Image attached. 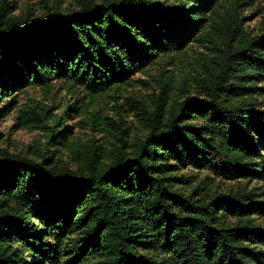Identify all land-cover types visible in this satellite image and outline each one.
<instances>
[{
  "label": "trees",
  "instance_id": "16d2710c",
  "mask_svg": "<svg viewBox=\"0 0 264 264\" xmlns=\"http://www.w3.org/2000/svg\"><path fill=\"white\" fill-rule=\"evenodd\" d=\"M72 1L39 18L0 1L2 115L30 87L96 96L174 68L142 106L146 135L129 146L120 118L110 154L83 151L39 102L17 110L47 146L35 160L0 148V264H264V32L244 27L258 0ZM55 139L70 164L49 156Z\"/></svg>",
  "mask_w": 264,
  "mask_h": 264
},
{
  "label": "rangeland",
  "instance_id": "374dc122",
  "mask_svg": "<svg viewBox=\"0 0 264 264\" xmlns=\"http://www.w3.org/2000/svg\"><path fill=\"white\" fill-rule=\"evenodd\" d=\"M7 3L16 8L12 13L13 16L30 15L32 18L42 17L51 11L66 12L75 5L72 0H7ZM244 16L247 18L244 27L250 35L255 36L264 32V0H258L254 6L248 8ZM190 53L192 55L193 51ZM173 68L166 66L165 62L159 63L148 68L145 73L137 74L129 85L96 96L64 82H53L48 89L30 87L18 96L16 109L2 115L3 105H0V134L3 136L0 140V148L26 155L34 160L42 155L47 146L46 133L20 127L16 120L17 110L31 102H39L49 107L51 115L61 120L58 130L69 128V139L74 140L81 148L89 146L93 140H96V145L105 148L109 154L119 145L120 132L117 124L122 118V127L127 131L126 139L131 146L137 137L144 136L148 132L145 117L142 115V106L153 108L152 94L159 93V82H167ZM185 72L186 70L177 73L174 71L173 75ZM182 83V78H179L173 98L182 95ZM188 89L191 92L189 81ZM100 124L111 133L102 129ZM56 141L57 139L49 146V156L53 158L54 163L63 166L70 164L69 155L64 148L55 145ZM84 149L82 148L83 151ZM130 150L129 147L127 151ZM183 173L190 175L195 174V171L185 170ZM207 176L214 180L211 185L213 190L227 192L233 185L207 172L199 174L200 179ZM181 188L186 190L188 186L181 185Z\"/></svg>",
  "mask_w": 264,
  "mask_h": 264
}]
</instances>
